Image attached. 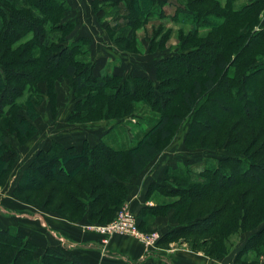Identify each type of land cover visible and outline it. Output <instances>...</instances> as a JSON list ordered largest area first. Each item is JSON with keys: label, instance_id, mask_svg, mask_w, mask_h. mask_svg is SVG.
<instances>
[{"label": "trees", "instance_id": "obj_1", "mask_svg": "<svg viewBox=\"0 0 264 264\" xmlns=\"http://www.w3.org/2000/svg\"><path fill=\"white\" fill-rule=\"evenodd\" d=\"M2 1L11 4L15 10L12 13L0 1V42L8 44L5 49H0V129L10 122L15 133L23 136L29 133L23 137L27 141L37 130L35 120L38 117L37 109L30 106L31 101L25 103L24 91L29 90L30 86L23 83V79L28 78V74L19 69H9V63L1 59L5 58V54L11 53L13 56V48H17L14 56L23 57L26 52L29 55L33 51L30 49L31 42L23 44L19 49L13 47L11 41L23 37L16 29L25 26L24 20L31 21L28 3L33 1L42 4L38 14L41 22L53 21L52 14H65L69 8L65 0ZM43 1L47 2V7H43ZM124 1H128L130 7V15L124 19V27L132 22L146 23L155 17H169L165 7L175 1L176 10L170 17L176 22L195 26L198 32L209 27L212 34L208 36L209 49H204L206 45L202 48L196 45L191 50L165 57L156 64L158 79L143 73H130L125 77L118 73L93 75L89 72L95 70L93 62L88 58L89 46L81 49L91 43V38L85 35L73 40L65 39L74 23H62L60 18L54 17V27L47 28V22L41 26L46 34L44 45L50 51L43 49L48 52L46 59H42L41 54L37 57L42 66L36 69L37 74L42 75L43 71L54 73L47 63L53 61L58 64L60 57L68 55L70 61L64 67L65 75L75 80L77 88H97L92 95L94 98L98 96V99L92 103L85 98L80 102L78 100L80 110L76 108L73 110L74 115L71 113L72 118H82L90 115L100 100L105 98L112 101L111 106L120 104L117 108L124 111L134 108L138 101H143L160 112L168 103L166 93H162L160 88L170 86V80L162 79V75L172 73L175 69L198 68L195 67L196 62H205L206 69L199 70L204 71L200 72L203 73L200 77L191 76L190 73L185 77L191 81L183 92V102L188 108H194L196 113L191 119L187 143L207 144L212 136L211 142L215 146L225 144L229 147V154L221 156L212 164H206L198 172L186 168L170 173L171 169L166 168V177L152 182L148 195L157 191L164 195L179 196L172 203L177 208L176 216L181 219L184 213L187 214L180 226L162 235L161 243L193 236L195 247L201 236H213L215 239L212 244L215 247L205 250L208 255L216 257L226 254L223 243L230 233L253 231L235 258V262H240L243 255L261 251L260 244L264 240V23L260 19L264 0H252L238 7V0H217L212 5L207 4L209 0H194L200 3L197 6H194V1L184 0H94L99 4L112 3L115 7ZM212 18L222 20L213 21ZM13 24L15 30L8 27H13ZM110 28L116 29L115 25ZM6 29L12 31L13 35L4 32ZM17 63L21 65L20 61ZM220 74L218 84L217 77ZM6 89L14 92L13 96L7 97ZM125 102L128 105L124 108L122 106ZM209 105L210 110H207L206 106ZM19 109L24 112L19 113ZM250 109L254 110L253 115H249ZM179 116L176 114L172 117L164 112L160 118H156L144 136L128 147L116 148L104 140L93 145L84 141L80 147H68L54 142L48 150L43 149L38 153L24 171L15 192L18 196L25 195L29 190L42 193L50 183H54L55 190L61 188L60 193L67 199L65 204L59 203V208L55 210L62 217L74 220L79 214L84 216L89 206L92 219L111 221L114 213L128 198L129 186L124 178L140 175L157 157L160 148L154 135L158 140L169 137L171 131L167 125L172 120L178 124ZM1 133L4 132H0V137L3 136ZM3 146L4 143H1L0 176L10 169L8 160L14 152L9 145ZM121 166L127 170L125 177V173H119ZM55 193L61 195L59 191ZM86 194L90 196L86 197ZM38 204L47 205L41 200ZM169 207L164 203L143 206L138 214L135 213L139 228L150 230L151 221L165 211L168 212ZM196 210L199 211L194 212ZM4 225H0V264H86L82 260L68 257L56 247H45L44 243H40L38 233L34 232L33 239L28 237L27 230L17 222ZM39 247L44 250L43 256L36 257L35 250Z\"/></svg>", "mask_w": 264, "mask_h": 264}, {"label": "rangeland", "instance_id": "obj_2", "mask_svg": "<svg viewBox=\"0 0 264 264\" xmlns=\"http://www.w3.org/2000/svg\"><path fill=\"white\" fill-rule=\"evenodd\" d=\"M0 1L3 2L2 0ZM65 1L69 9L65 12V14H52L53 21L47 22L45 20L47 24L46 22H41L42 20H38V14H40L42 4L31 1L28 3L31 9L30 17H28L31 21L29 22L28 20H24L23 23L25 26H22L21 29H16L14 24L12 25L13 27H11V25L8 26L14 30L16 29L20 35H24L18 41H13L14 39L11 40L13 42V47L19 48L23 44L31 42L32 46L30 49L34 52L32 51L29 55H27L26 52L23 57L14 56L16 55L14 50H17V48H13V56L11 53L5 54V58L1 60L4 63H9V69H19L22 73L25 72L28 74V78L23 79L24 82H20L29 84V90L26 89L24 91V95H26L25 103L28 104V101L32 102H30V106H32L35 110L37 109L36 111H38V117L35 120L37 130L27 141L26 139L24 141L23 137L26 135L28 136L29 133L24 136L22 134L15 133L10 122H7L5 127L0 129V132H4L1 133L3 136L0 137V144L4 143V146L8 147L9 145L10 148L14 149L13 155L10 156V160H8L10 169L7 173L0 176V225L5 226L4 223H10L13 221H18L17 223L24 228L30 227L31 225L32 228L30 229L32 230L28 229L27 234L28 237L33 239L35 235L34 232H39L37 231L38 226H36L34 221L40 217L41 212L45 213V215H52L48 216V218L52 217L55 220L57 218H61L66 222L78 223L82 231L94 237V239H96L95 241L98 243V247L95 248L100 251L99 256L93 254L92 251L86 252V250H84L85 248L80 250V252L82 251L85 253V255L88 256L94 264H102V260L100 258L101 256L110 259L119 258L118 255H114L109 252L108 249H113L115 239L122 236L131 237L141 243V245L147 250H155L157 247L158 249H164L166 251L186 248L217 261H221L224 258L226 259V257L228 258V256H230L237 247L242 245L244 246V243H246L253 231L230 233L223 243L225 245L224 248L226 254L216 257L208 255V252L205 250V248L209 250L211 247H215V245L212 244L215 239L213 236H201L195 247L193 245L195 243V237L193 239V236H191L192 238H177L172 242H160L162 235L167 232H164L165 228L163 229V226H160L162 225V223H160L161 219H163L167 224H171L173 222L176 226H180L182 224V220H186L187 214L185 213L181 219L176 216L177 208L173 207L174 205L172 204L174 201L179 199V196L164 195L154 191V203H164L168 204L170 207L168 212L165 211L160 216L156 217H159V220L154 223L153 227H150V230L146 231L139 228V231L143 234L154 233V236H156V234L161 235L159 239L157 238L158 240L154 239V241H151V244H148L143 241L141 237H136L134 235L120 232L107 233L104 235L96 228L93 229V227H100L101 225L109 224L118 219L125 207H128L133 213H135L127 201L119 210L116 211V213H114V218L111 221L102 222L97 218L92 219L91 207L89 206L84 216L79 214L74 220H70L71 218L68 219L69 217H67L66 219V217H62L55 211L59 208V203L65 204L67 199L63 193H60V190H62L61 188L55 190L54 183H50L47 188L42 191V193L29 190L23 196H18L16 194V187L24 175V171L29 167V165H31L38 153L46 146L50 145L52 140L62 139L64 141H72L73 139H76L78 141L84 140L89 142L92 141L94 143L104 140L116 148L128 147L135 144L137 140L144 136L156 118H160L164 112H168L172 115V117L176 114L180 115V122L178 124H175L173 120L169 122L167 125V128L171 131V135L169 137L162 140H158L156 135L153 137L160 148V153L151 163L149 168L154 167L156 176L159 175L166 177V168L168 167L171 169L170 173L178 172L180 169L185 170L186 168H192L193 171L198 172V170L206 164H212L221 156L229 154V151L227 152L229 147L227 148L225 144L215 146L213 142H211L212 136L209 137V140H207V144L190 145L187 143V134L191 126V119L196 113L194 108H188V106H186L183 102V92L187 89V87H189L191 81L185 77H188L186 75L188 73H190L191 76L196 77V75H199L200 77L206 69L205 62H196L195 67L198 68H192L190 70H185L184 68L183 70L185 71H183L182 68L179 70L175 69L172 73L162 75V79L170 80V86L160 88L162 93H166V97H164L168 101L166 107L160 110V112H156L155 109L153 110L148 103L143 101H138L135 104V107L130 109L132 111H124V109L121 110L117 108L120 104L111 106L112 101L109 98H105L100 100V104L92 110L90 115L82 118H72L71 113L74 112L73 110L76 108L79 109V105L77 103L78 100L80 102L83 98H85L88 100L87 102L92 103L93 100L99 98L98 96L94 98L92 95L97 88L92 86L82 89L77 88L75 80L65 75L64 67L70 61L68 55L60 57L58 59V64L53 61L49 62V60H45V62H49L47 63L49 66L48 68L54 70V73L51 71L53 74H48V71H43V74L38 76L36 69L41 66V63H39L41 60L37 57L41 54L42 59H46L48 52L43 49H49L50 51V48H46V45H44L46 34L44 32V28H41L42 24H46L47 28L54 27V17L57 19L60 18L62 23L72 21L74 25L68 30V33L65 35V39L73 40L79 38L80 36H89L91 38V43L81 49H86L89 46L88 58L95 66V70L89 72L93 75L94 73L95 75L99 73H118L125 77L133 72H142L143 74L153 76L154 79L157 78L156 64L159 61H162L165 57L180 53L184 50H191L196 45L200 48L206 45L204 49H209L208 43L210 41L208 42V36L211 33L209 32V27H206L202 31L198 32L195 30V26L174 21L170 16L175 13V1H172L165 7L166 13L169 17H155L146 23L132 22L127 27H124V19L130 15L128 1L122 2L117 7L109 2L99 4L94 2V0ZM184 1L193 2L194 0ZM216 1L217 0H209L207 1V4H216ZM221 1L224 2L225 0ZM251 1L252 0H238L236 6L238 7L239 5H243ZM3 3L13 13L15 8H13L11 4L5 3V1ZM199 4L200 3L198 1H194V6ZM28 5L26 6L27 8ZM44 5L47 7V2L43 1V7ZM260 19L261 22L264 23V10L261 13ZM212 20L221 21L222 19L212 18ZM119 21H121L122 24H117ZM113 25H115L116 29L110 28V26ZM5 26L7 27V24ZM4 32H10L11 34L9 35H13L12 31H9L8 29ZM1 33L2 32L0 31V38ZM210 38L212 39L213 36ZM6 45L8 44L0 42V49H5ZM17 58L18 60L16 62L13 61ZM202 58L204 59V55ZM259 58H262V56ZM18 61L21 62L22 66L17 63ZM201 68L204 69V71L202 70L203 73H200L202 71H199ZM219 77L221 78V74L218 75L217 79ZM219 79L217 80L218 84H220ZM5 91L8 93L7 97L13 96L14 94L11 90L9 91L6 89ZM78 95L82 96L78 97ZM2 99H4V97ZM126 105L128 104L125 102L122 107L125 108ZM206 108L207 110H210V105L206 106ZM253 111V109H250L248 111L249 115H253ZM22 112H24V110L19 109V113ZM7 129L12 130L8 132L6 131ZM1 151L2 149H0V152ZM121 168L122 169H120L119 173L124 175L123 173L127 170L123 169L124 166H121ZM126 174L127 173H125L124 177L127 176ZM135 177L136 176H128L124 179L127 180V183H130ZM143 180H145V177ZM169 182L172 183L173 181L169 180ZM71 189L72 191L77 192L76 189ZM57 191H59L61 195L55 193ZM129 193L130 190H128V197H130ZM88 196L90 195L86 194V197ZM39 200H41V202L45 201L47 205H39ZM198 211L199 210H196L194 212ZM156 218L151 221V224ZM40 223L41 222L38 224L39 227L41 225ZM206 237H208V239ZM260 245L261 251L258 250L249 252V254L243 255L240 262L231 261L228 264H264V240H262ZM82 246L84 245H78V247ZM43 252L44 250L42 247H39L35 250V256L41 257L43 256Z\"/></svg>", "mask_w": 264, "mask_h": 264}, {"label": "crops", "instance_id": "obj_3", "mask_svg": "<svg viewBox=\"0 0 264 264\" xmlns=\"http://www.w3.org/2000/svg\"><path fill=\"white\" fill-rule=\"evenodd\" d=\"M133 73H142V72H133ZM54 142H59L66 146H77L80 147L83 145L84 140H76L72 141H64L62 139H54L51 141L50 145L46 146L44 149L48 150L51 147V144ZM76 141V142H75ZM75 142V144H74ZM89 142V141H87ZM91 145L95 144L94 142H89ZM97 143V142H96ZM154 161V160H153ZM152 161V162H153ZM151 162V163H152ZM151 163L145 168V170L138 176H136L132 182L128 183L129 186V202L131 209L138 214L141 208L145 205H154V191L148 195V190L152 182L156 180H161L164 176H156L154 167H150ZM145 177V180H143ZM88 215V214H87ZM45 213L41 212L40 217L37 218L34 223L38 226V239L41 242H44L45 247L53 246L60 250H62L68 257L75 258L78 260L84 261L86 264H94V262L89 259L88 256L85 255L80 250L84 249L86 252H91L95 255H100V251L96 249L97 241L89 234H86L79 227L78 223L66 222L61 218H57L56 220L52 217L48 218ZM54 217V216H53ZM154 220V219H153ZM152 220V221H153ZM159 220V217L155 219L154 222L150 225V227L154 226V223ZM18 222V221H17ZM39 222H41L39 227ZM12 223H16L13 221ZM162 223L164 232L174 229L176 226L173 222L171 224H167L163 219L160 220ZM10 224V223H8ZM26 228V227H25ZM32 226L27 227V231ZM43 228V229H42ZM162 228V227H160ZM34 232V231H33ZM85 242V243H84ZM84 245L82 247H78V245ZM245 244V243H244ZM44 247V248H45ZM242 246L236 248L235 251L232 252L228 258H224L221 261H217L214 259H210L209 257L201 254L190 251L189 249H173L166 251L164 249H158V247L154 249H145L141 243L132 239L131 237H119L115 239L113 249H108L109 252L114 255H118L119 258H106L100 257L102 260V264H228L229 262H235V258L239 251L242 249ZM107 248V247H106ZM105 251V250H104ZM165 251V252H164Z\"/></svg>", "mask_w": 264, "mask_h": 264}, {"label": "built area", "instance_id": "obj_4", "mask_svg": "<svg viewBox=\"0 0 264 264\" xmlns=\"http://www.w3.org/2000/svg\"><path fill=\"white\" fill-rule=\"evenodd\" d=\"M95 228L104 235L107 233L120 232L124 234L134 235L136 237H141L142 240L148 244H151V241H154V239L158 240L161 237L160 234H156V236H154V233H141L139 231L140 229L138 226L137 215L133 213L128 207H125L123 209L121 216L118 217V219H116L115 221L106 225H101L100 227H93V229Z\"/></svg>", "mask_w": 264, "mask_h": 264}]
</instances>
